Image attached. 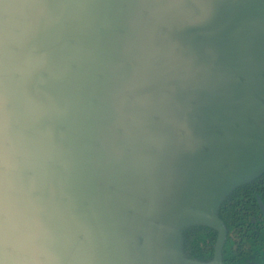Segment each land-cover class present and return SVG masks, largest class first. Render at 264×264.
<instances>
[{
  "label": "water",
  "instance_id": "water-1",
  "mask_svg": "<svg viewBox=\"0 0 264 264\" xmlns=\"http://www.w3.org/2000/svg\"><path fill=\"white\" fill-rule=\"evenodd\" d=\"M262 171L264 0H0V264H226Z\"/></svg>",
  "mask_w": 264,
  "mask_h": 264
},
{
  "label": "flooded vegetation",
  "instance_id": "flooded-vegetation-1",
  "mask_svg": "<svg viewBox=\"0 0 264 264\" xmlns=\"http://www.w3.org/2000/svg\"><path fill=\"white\" fill-rule=\"evenodd\" d=\"M219 215L227 231L223 260L227 264H264V171L235 187L220 204ZM216 230L218 237V229L208 224L186 227L183 231L185 252L202 259L213 258L217 237L211 253L206 245L209 243L206 235L214 234ZM199 238L203 240L202 244L192 246L191 243L196 241L197 244Z\"/></svg>",
  "mask_w": 264,
  "mask_h": 264
},
{
  "label": "trees",
  "instance_id": "trees-1",
  "mask_svg": "<svg viewBox=\"0 0 264 264\" xmlns=\"http://www.w3.org/2000/svg\"><path fill=\"white\" fill-rule=\"evenodd\" d=\"M207 238L209 239V243L206 244L208 247H210L211 249V253L213 251V247H214V242L216 240V237H217V230L214 232V234H209V235H206ZM205 236V237H206ZM190 237V241L192 242V235L189 236ZM198 240V239H197ZM203 240L201 238H199L198 240V243L196 244V241H194L192 244V246H200V244H202ZM190 255L191 257H195V256H192L191 254H188ZM224 255H225V259H226V256H227V242L225 244V247H224ZM195 258H199V257H195ZM202 259V258H200ZM225 263L227 264V261L225 260Z\"/></svg>",
  "mask_w": 264,
  "mask_h": 264
},
{
  "label": "rangeland",
  "instance_id": "rangeland-1",
  "mask_svg": "<svg viewBox=\"0 0 264 264\" xmlns=\"http://www.w3.org/2000/svg\"><path fill=\"white\" fill-rule=\"evenodd\" d=\"M231 191H232V190H231ZM229 193H230V192H229ZM229 193H228V194H229ZM228 194H227V195H228Z\"/></svg>",
  "mask_w": 264,
  "mask_h": 264
}]
</instances>
